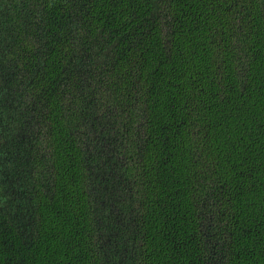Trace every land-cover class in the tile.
Masks as SVG:
<instances>
[{
	"label": "trees",
	"instance_id": "16d2710c",
	"mask_svg": "<svg viewBox=\"0 0 264 264\" xmlns=\"http://www.w3.org/2000/svg\"><path fill=\"white\" fill-rule=\"evenodd\" d=\"M0 264H264V0H0Z\"/></svg>",
	"mask_w": 264,
	"mask_h": 264
}]
</instances>
